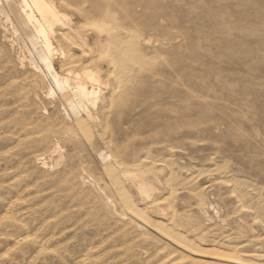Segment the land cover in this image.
Here are the masks:
<instances>
[{"label": "rangeland", "instance_id": "obj_1", "mask_svg": "<svg viewBox=\"0 0 264 264\" xmlns=\"http://www.w3.org/2000/svg\"><path fill=\"white\" fill-rule=\"evenodd\" d=\"M91 1L76 20L75 58L84 55L89 35V50L116 91L106 118L118 144L141 150L166 130L174 146L154 148L171 156L143 175L153 186L149 200L126 182L133 199L144 208L162 206V225L203 250L264 264V0H107L121 16L136 3L145 14L131 22L146 38L144 57L129 64L123 84L115 55L103 45L106 3ZM62 9L80 17L68 3ZM1 26L0 264H236L187 257L130 224L94 170L84 185L87 165L73 142L61 143L62 158L37 161L49 146L42 137L64 128L65 117L59 100L34 95L31 70L19 69V42ZM89 56L78 70L93 66Z\"/></svg>", "mask_w": 264, "mask_h": 264}, {"label": "bare ground", "instance_id": "obj_2", "mask_svg": "<svg viewBox=\"0 0 264 264\" xmlns=\"http://www.w3.org/2000/svg\"><path fill=\"white\" fill-rule=\"evenodd\" d=\"M106 1L104 0L106 5L100 13L106 32L103 45L115 55L120 66L117 83L123 84L128 80L129 64L138 63L144 57L141 45L146 41V38L139 29L133 28L131 22L137 20L139 14L144 16L145 14L142 11L143 5L136 3L126 8L123 7L121 16V13L113 10ZM91 2V0H0V24L5 29L12 31L19 42L20 52L17 58L19 69L29 68L31 70V83L38 87V91L33 94L37 98H40L41 94L46 98L59 100V106L65 117L64 128L51 129L42 137V141L49 146L43 154L37 156V161L46 165L44 162L46 156L58 153L62 158L61 143L65 140L73 142L75 147L82 151V163L87 165L81 167L80 171L84 185L89 183L87 182L89 177L86 176L90 175V170H94L99 182L109 189L121 203L120 205L125 209L124 212H127L129 216V223L135 225L137 229L156 235L186 256L225 263L261 264L258 260L241 257L238 252L239 256L220 251V248L203 250L200 244L190 240L182 231L171 230L172 228L169 230L168 227L162 225L159 218L163 219L162 216L166 213L162 206L152 203L148 208H144L140 205L141 202L138 204L133 199L126 182L137 191L141 198L149 197L153 186L150 187L145 183L143 175L146 172L155 173L159 169V165H157L161 160L159 158L163 160L171 156L170 154L163 155L161 151H156L154 148L161 146L163 148L161 150L171 151L174 146L171 139L168 138L166 130L163 135H157L145 142L141 150L131 151L118 144V139L110 130L106 118L109 103L114 99L116 91L111 86L110 75L96 64L97 62L92 56L93 52L89 50L92 45L89 35H86L82 41L84 55L80 60L75 58V49L78 46L75 39L80 37L76 20L83 18V15L88 12L85 6ZM65 3L78 9L80 17L64 11L62 8ZM1 21L4 23L2 24ZM129 23L131 26H128ZM153 27L151 31L154 29L156 31L157 27ZM123 31L126 32L125 37L122 35ZM99 45V41L96 40L93 47L96 49ZM88 55L91 57L93 66L78 70L76 64L84 62ZM152 125L157 126L156 123ZM128 162L132 165H129ZM133 167L138 168L140 172L132 171ZM159 172L161 173V171ZM105 203L109 206L113 202L107 199ZM151 212H157L161 216H154ZM205 244L207 243L205 242Z\"/></svg>", "mask_w": 264, "mask_h": 264}]
</instances>
